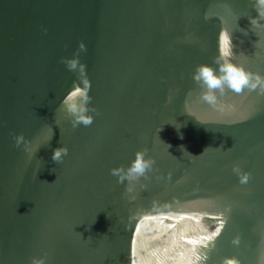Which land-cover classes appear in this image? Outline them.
Segmentation results:
<instances>
[{"label": "water", "instance_id": "obj_1", "mask_svg": "<svg viewBox=\"0 0 264 264\" xmlns=\"http://www.w3.org/2000/svg\"><path fill=\"white\" fill-rule=\"evenodd\" d=\"M225 63L264 76V0H0V264H264V92L193 79Z\"/></svg>", "mask_w": 264, "mask_h": 264}, {"label": "clouds", "instance_id": "obj_2", "mask_svg": "<svg viewBox=\"0 0 264 264\" xmlns=\"http://www.w3.org/2000/svg\"><path fill=\"white\" fill-rule=\"evenodd\" d=\"M44 31H47V29H44ZM78 49L80 51L86 50V45L83 41L79 42ZM61 60L66 67L72 71L77 70L78 66L81 71H83L86 67L83 63H81L79 55L76 53L71 59L61 57ZM193 79L208 89V91L204 93L203 99L210 104L216 103L217 97L215 95V90L218 89L221 93H223L225 85L236 93H240L244 88L257 89L258 87L261 92H264V76H261L258 72L252 73L251 71H247L242 66L233 63H225L219 69V74L209 65H198L193 72ZM89 100L90 97L87 94V91H81L79 88H77L71 96H66L62 99L61 105L64 106L65 110L69 114L70 122L73 128L77 127L80 123H83L84 125L92 123L93 116L88 114ZM92 111H95V109L93 108ZM48 130L50 135L47 139L50 140L52 136V128L50 125L48 126ZM180 135L182 136V133ZM13 139L15 145L17 147H22L24 152L28 154V159L31 160L37 150V145L33 146L31 141L25 139L23 133H16ZM181 146L184 149V146ZM68 151L69 149L67 146L55 147L52 150L51 159L53 161L60 162L63 160L64 156L67 155ZM146 152L147 149L145 148L137 150L135 153V158L131 162V165L126 173L129 179H134L144 175L147 170L151 169L154 160L151 157L146 158ZM111 171L114 175L118 176V179L124 178L121 168H113ZM233 171L237 172L241 183L248 182L250 177L249 172L241 173L238 165H233ZM46 256V253L42 256H33L29 260L28 264H46ZM233 264H235V262H233Z\"/></svg>", "mask_w": 264, "mask_h": 264}]
</instances>
